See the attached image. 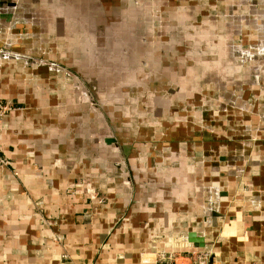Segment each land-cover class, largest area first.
<instances>
[{
	"label": "crops",
	"instance_id": "obj_1",
	"mask_svg": "<svg viewBox=\"0 0 264 264\" xmlns=\"http://www.w3.org/2000/svg\"><path fill=\"white\" fill-rule=\"evenodd\" d=\"M0 99V264H264V0H0Z\"/></svg>",
	"mask_w": 264,
	"mask_h": 264
},
{
	"label": "built area",
	"instance_id": "obj_2",
	"mask_svg": "<svg viewBox=\"0 0 264 264\" xmlns=\"http://www.w3.org/2000/svg\"><path fill=\"white\" fill-rule=\"evenodd\" d=\"M11 105L0 99V121L11 110Z\"/></svg>",
	"mask_w": 264,
	"mask_h": 264
},
{
	"label": "water",
	"instance_id": "obj_3",
	"mask_svg": "<svg viewBox=\"0 0 264 264\" xmlns=\"http://www.w3.org/2000/svg\"><path fill=\"white\" fill-rule=\"evenodd\" d=\"M190 238H191L190 241H192L194 245L199 246V247L203 246L202 240L200 238L198 239L193 236Z\"/></svg>",
	"mask_w": 264,
	"mask_h": 264
}]
</instances>
